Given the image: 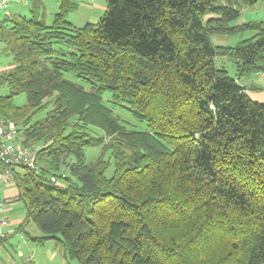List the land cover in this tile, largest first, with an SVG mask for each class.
Returning a JSON list of instances; mask_svg holds the SVG:
<instances>
[{
  "label": "trees",
  "instance_id": "1",
  "mask_svg": "<svg viewBox=\"0 0 264 264\" xmlns=\"http://www.w3.org/2000/svg\"><path fill=\"white\" fill-rule=\"evenodd\" d=\"M59 1L0 19V116L40 147L16 172L23 225L67 264H264V101L240 82L264 72V21L233 24L259 0H107L83 26Z\"/></svg>",
  "mask_w": 264,
  "mask_h": 264
},
{
  "label": "rangeland",
  "instance_id": "2",
  "mask_svg": "<svg viewBox=\"0 0 264 264\" xmlns=\"http://www.w3.org/2000/svg\"><path fill=\"white\" fill-rule=\"evenodd\" d=\"M78 7L68 14V19L78 26H83L88 22H97L104 13L107 7V0H74ZM32 0H13L10 6L1 13V18L4 20L9 17L19 16H30ZM60 5L59 0H44V9L47 21L51 22L54 18ZM241 15L233 22V24H242L250 21H264V0L252 4H241L240 5ZM254 31L246 29L234 35H220L216 34L212 36V41L215 44L235 46L241 40L251 37ZM3 46L0 53V65L4 61H9L12 55ZM218 64L227 68L229 73L237 77L236 64L227 57H218ZM240 82L247 87L249 95L259 101H264V72L254 73L249 76L241 78ZM5 90V89H3ZM4 92V91H3ZM8 89L6 88V93ZM0 93L2 89L0 88ZM15 102L25 103L26 96L24 93L15 97ZM98 147H92L88 149V161H94L99 153ZM111 173V170H109ZM54 242V241H53ZM52 242V243H53ZM54 244V243H53ZM55 245V244H54ZM60 257H65L60 250H58Z\"/></svg>",
  "mask_w": 264,
  "mask_h": 264
},
{
  "label": "crops",
  "instance_id": "3",
  "mask_svg": "<svg viewBox=\"0 0 264 264\" xmlns=\"http://www.w3.org/2000/svg\"><path fill=\"white\" fill-rule=\"evenodd\" d=\"M0 19H2L1 13ZM0 46L1 53L2 45L0 44ZM12 67H14L13 56L12 58L10 57L9 61H4L0 65V72ZM0 88L2 89V94H5L7 87L1 86ZM23 103L21 102L20 104ZM4 196L7 201L5 212L10 218L9 227L13 232L7 239L0 241V264H67V257L63 249L55 242L51 240L42 242L35 239L41 235L36 224L30 222L23 225L27 217V206L20 198L17 180L5 187ZM58 250L65 257H60Z\"/></svg>",
  "mask_w": 264,
  "mask_h": 264
},
{
  "label": "built area",
  "instance_id": "4",
  "mask_svg": "<svg viewBox=\"0 0 264 264\" xmlns=\"http://www.w3.org/2000/svg\"><path fill=\"white\" fill-rule=\"evenodd\" d=\"M13 0H0V13L5 11ZM1 49V46H0ZM40 147H26L19 137L15 121L0 116V238L7 239L12 234L10 218L6 215L7 201L4 189L16 181V172L29 168L39 171L38 151ZM52 181L57 182L53 176Z\"/></svg>",
  "mask_w": 264,
  "mask_h": 264
}]
</instances>
